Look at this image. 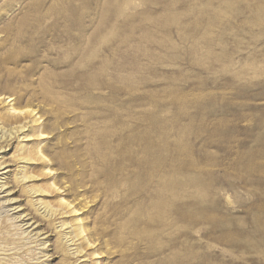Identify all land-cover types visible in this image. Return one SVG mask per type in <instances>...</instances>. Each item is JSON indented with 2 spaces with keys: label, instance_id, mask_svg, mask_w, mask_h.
I'll return each instance as SVG.
<instances>
[{
  "label": "rangeland",
  "instance_id": "rangeland-1",
  "mask_svg": "<svg viewBox=\"0 0 264 264\" xmlns=\"http://www.w3.org/2000/svg\"><path fill=\"white\" fill-rule=\"evenodd\" d=\"M10 105L0 264H264V0H0Z\"/></svg>",
  "mask_w": 264,
  "mask_h": 264
},
{
  "label": "bare ground",
  "instance_id": "bare-ground-1",
  "mask_svg": "<svg viewBox=\"0 0 264 264\" xmlns=\"http://www.w3.org/2000/svg\"><path fill=\"white\" fill-rule=\"evenodd\" d=\"M15 96V94L14 93H11V95L10 96H8V97H6V98H4V101L5 100H7L8 99V104L10 103V102H12V101H15L16 102V97H14ZM15 102H14V104H15ZM11 104V103H10ZM11 106V105H10ZM9 106V107H10ZM9 112H8V114H7V117L8 118H13V119H16V121H15V123H13L10 127V131H11V133L12 134H9V135H5V136H0V153H2V152H4L3 151V148H5L6 146H8V143H9V141L12 139V138H14V137H16L17 136V134H19L22 130H26V128L28 127V128H33L32 127V125L33 124H31V125H29V124H26V121H24L28 116H30V115H32V113H33V110H21L20 108L18 109H16L15 107H14V105L13 106H11L10 107V109L8 110ZM7 113V112H6ZM21 118H23V122H21V124H19L20 123V121H22V120H20ZM9 120V119H8ZM7 123H8V121H7ZM4 122H0V131H3V129H5V127H4ZM9 127V126H8ZM8 130V129H7ZM8 134V133H7ZM30 134V133H29ZM12 135H14V136H12ZM19 136V135H18ZM27 136H31V135H27ZM44 138H46V137H43L42 139H44ZM26 140H30V139H26ZM27 149V148H26ZM27 160H32V157L30 156V155H27L26 157H25ZM24 158V159H25ZM23 159V160H24ZM27 160H26V162H27ZM25 161V160H24ZM9 167V165H5V162H2V161H0V170H2V172L0 173V175H5V174H7L10 170H6L7 168ZM8 178V177H7ZM18 180L17 181H20V180H23L22 179V177H18L17 178ZM6 185V184H5ZM5 185L3 186L2 185V187L5 189V188H7V187H5ZM1 187V188H2ZM8 190H4L3 192H7ZM2 192V191H1ZM35 193V192H34ZM10 194H12V193H10L9 191H8V193H7V195H10ZM14 194V193H13ZM38 194V193H37ZM7 200H9V199H7ZM10 201V200H9ZM67 205V204H66ZM65 205V206H66ZM73 207V206H72ZM18 208V207H17ZM17 208H15V210L17 209ZM20 210V209H19ZM40 210V209H39ZM45 210H48V209H45ZM44 211V210H43ZM65 211V210H64ZM44 214H46V213H44ZM58 214H61V213H57L56 212V214L55 215H58ZM54 215V213H52V216ZM48 216V215H47ZM27 217V215L25 216V217H22V215L20 216L19 215V217H13V218H17V219H19V218H23V219H25ZM50 217V216H49ZM26 225H28V223H26ZM29 227H32V226H34V223H32V224H29L28 225ZM79 226V225H78ZM22 227V226H21ZM63 227V226H62ZM34 228H37V226L36 227H34ZM22 229V228H21ZM78 231H80V230H78ZM27 231H24V234L26 233ZM70 233V232H69ZM80 233V232H79ZM78 233V234H79ZM81 235V234H80ZM65 236V235H64ZM68 236V235H67Z\"/></svg>",
  "mask_w": 264,
  "mask_h": 264
}]
</instances>
